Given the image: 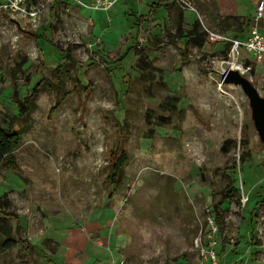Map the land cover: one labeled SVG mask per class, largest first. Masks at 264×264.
<instances>
[{
    "label": "rangeland",
    "instance_id": "rangeland-1",
    "mask_svg": "<svg viewBox=\"0 0 264 264\" xmlns=\"http://www.w3.org/2000/svg\"><path fill=\"white\" fill-rule=\"evenodd\" d=\"M189 1L196 13L172 0L0 12V115L19 134L0 165V264H205L215 211L220 263L264 264V136L222 83L227 47L193 41L264 35V0ZM243 61L264 99V62Z\"/></svg>",
    "mask_w": 264,
    "mask_h": 264
},
{
    "label": "built area",
    "instance_id": "built-area-1",
    "mask_svg": "<svg viewBox=\"0 0 264 264\" xmlns=\"http://www.w3.org/2000/svg\"><path fill=\"white\" fill-rule=\"evenodd\" d=\"M80 7L90 11H107L112 8L118 0H95L91 5H88L84 0H74ZM28 0H0V12L6 16L14 19H34L37 15L38 8L31 7L28 10ZM174 4L182 11H191L196 13L194 6L189 0H172ZM264 12L263 5L256 8L255 20L262 18ZM205 30V42L208 45H221L223 48L227 47L228 61L226 65L232 64L236 71L242 77L250 76L252 71L251 64L245 65L243 60L252 62L254 64H261L264 62V35H262L256 26H252L248 34L244 38L228 37L222 33ZM210 234L208 249L201 250V256L205 264H222L219 261V256L216 253L218 242L214 237L218 231V227L214 220L209 219ZM195 246H201L200 237L195 240ZM116 264H126L124 260H119Z\"/></svg>",
    "mask_w": 264,
    "mask_h": 264
},
{
    "label": "trees",
    "instance_id": "trees-1",
    "mask_svg": "<svg viewBox=\"0 0 264 264\" xmlns=\"http://www.w3.org/2000/svg\"><path fill=\"white\" fill-rule=\"evenodd\" d=\"M30 1H31L32 4L37 3V0H30ZM180 17H182V12H180ZM228 19L229 18H226V19H223V20H228ZM236 20H238V19H236ZM137 21L138 22H142L143 21V17L142 16L137 17ZM196 26H198V25H196ZM195 31H196V27H195L194 32ZM32 36L35 39H39L40 38V37H38L36 35H32ZM193 41L199 46L203 45V43L205 42L202 35H197L196 38ZM174 46H176L178 49L182 50V47H178L179 45L174 44ZM37 90H38V88L34 89L33 94L30 97H28L25 100V102L16 101L20 113L26 112L29 109L30 105L33 104V101L35 99ZM2 124H3V121H2V117L0 115V165L3 163V161L7 157L11 156L12 153L19 146V134L17 132L11 131L10 129L3 128ZM245 160H246V156L243 155L241 157V161L244 162ZM120 163H121V161L119 162V164ZM119 164H117V166H116V168L114 170L115 173L112 176V181H115V180L118 181L119 177L121 176L120 170H119V167H120ZM229 187H232V185L230 184ZM232 189L234 190L235 188L232 187ZM230 196H231L230 194L225 193L222 202L224 203V202L230 200ZM222 202L219 203V205L216 206L217 210H220V206H221ZM215 212H216L215 224H217V227H218V225H222L221 217H222L224 211H215ZM2 244H3L4 249H6V250H9V249H11V248H13L15 246V242L13 240H11V239L4 240ZM221 252H224V247L223 246L221 247Z\"/></svg>",
    "mask_w": 264,
    "mask_h": 264
},
{
    "label": "water",
    "instance_id": "water-1",
    "mask_svg": "<svg viewBox=\"0 0 264 264\" xmlns=\"http://www.w3.org/2000/svg\"><path fill=\"white\" fill-rule=\"evenodd\" d=\"M222 83L241 88L249 100L251 115L257 131L264 136V99L259 96L251 83L236 71L229 70L222 75Z\"/></svg>",
    "mask_w": 264,
    "mask_h": 264
},
{
    "label": "bare ground",
    "instance_id": "bare-ground-1",
    "mask_svg": "<svg viewBox=\"0 0 264 264\" xmlns=\"http://www.w3.org/2000/svg\"><path fill=\"white\" fill-rule=\"evenodd\" d=\"M232 69L234 70L235 67H234L232 64H229V65H228V70H227V71L232 70Z\"/></svg>",
    "mask_w": 264,
    "mask_h": 264
}]
</instances>
